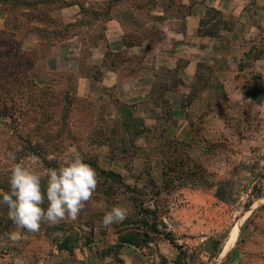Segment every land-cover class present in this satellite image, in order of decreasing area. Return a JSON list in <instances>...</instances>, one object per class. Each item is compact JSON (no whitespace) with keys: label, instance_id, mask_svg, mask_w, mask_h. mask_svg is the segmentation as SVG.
I'll return each instance as SVG.
<instances>
[{"label":"rangeland","instance_id":"374dc122","mask_svg":"<svg viewBox=\"0 0 264 264\" xmlns=\"http://www.w3.org/2000/svg\"><path fill=\"white\" fill-rule=\"evenodd\" d=\"M25 1L0 3V187L10 190V153L43 173L73 149L98 186L75 222L36 233L17 229L4 205L0 264H264V0H224L240 10L230 17L209 7L221 14L210 13L204 30L227 44L206 54L181 48L199 61L177 111L164 89L183 84L185 58L172 75L161 70L146 96L122 78L103 80L105 69L152 67L157 32L146 23L164 4L185 12L182 0H114V12L101 0ZM73 4L78 13L64 14ZM120 38L148 40V63L121 52ZM154 106L155 121L132 116L134 107L152 117ZM114 205L129 214L104 228ZM129 231L147 233L142 246L118 245Z\"/></svg>","mask_w":264,"mask_h":264},{"label":"crops","instance_id":"0c3cea01","mask_svg":"<svg viewBox=\"0 0 264 264\" xmlns=\"http://www.w3.org/2000/svg\"><path fill=\"white\" fill-rule=\"evenodd\" d=\"M101 1H103L102 3L107 7V9H110L111 12L116 11L115 8H111L113 7V5L110 3L114 0ZM181 3L184 5L186 4L187 6L185 12H180L179 9L175 11H167L164 4V6H161V8L159 7L156 13H154L156 14V16H158V19L146 23L147 27H151L155 32H157V39L153 45H150L149 41L146 39H140L138 41H125L124 38L119 39L120 42L118 43V45L121 48L119 50H123L121 52H124V54L132 57L144 59L145 64L148 63L147 60L149 58V55H145L144 49H146L147 46L150 45L152 67L148 68L143 66L139 69L123 68L122 70L105 69L103 80L104 85H107L108 87L114 86L115 84H119L117 79L122 78L120 84L130 85V87L133 88V90H130L132 94L134 92H143L146 96L152 90H154L157 82L159 84L161 70H165L169 75H172L173 72L176 71L177 67L179 68L181 59L185 58L187 60L186 65L183 66L181 71L178 69L179 73H181L183 84L179 83L175 85L177 92L173 91L169 93L166 87L164 89V91L168 93V98H171L170 103L173 105L174 111H177L176 109L181 108L182 96L179 95L178 97L177 94L179 92H183V90L187 92L186 89H188V85L196 75L197 63L199 61V59H194V56H192L191 58H189L190 56L186 58L183 55L185 51L181 50V48L189 46L198 47L199 49H203L204 54H206V52L215 51L216 46L226 45L228 40L226 37H209L199 34L198 30L200 28L201 21L205 19V15L209 7H214L221 10L222 14L227 17H230L232 14L239 13L240 11H233L234 8H232L231 6L227 7L224 0H182ZM166 7L170 8V6ZM78 9L79 6L77 4H73L69 6V8L63 9V12L64 14L72 11L78 13ZM120 10L125 11L129 9L125 7ZM131 10H134L135 12L139 11V9H137L136 6L133 5L131 6ZM79 16V14L76 15V17ZM116 20L117 19L114 17H109L108 22L110 24H116ZM111 42V40L108 41L109 44H111ZM119 50H115L114 52L118 53L120 52ZM172 94L174 95L172 96ZM136 109L137 108L133 107L134 111L132 113V116L141 117L144 122L151 121V118H154L153 121H155L156 117L158 118L159 108L156 106H154V110L149 109L153 113L152 117H150L149 114L145 112V109H143L141 113ZM184 122L186 121L183 120V117L179 116L177 124H184ZM180 133L181 131H179L177 134L178 138H181ZM0 192H3L1 187ZM3 207L4 204L2 203V197H0V213ZM13 235H15L16 238L13 239L11 237L12 241L19 238L20 231L19 234L17 231Z\"/></svg>","mask_w":264,"mask_h":264},{"label":"clouds","instance_id":"9594fccd","mask_svg":"<svg viewBox=\"0 0 264 264\" xmlns=\"http://www.w3.org/2000/svg\"><path fill=\"white\" fill-rule=\"evenodd\" d=\"M9 159L13 161L8 176L10 190L0 192V197L17 229L36 233L44 223L75 222L98 186L95 169L75 149L63 156L57 167L43 173L30 164L16 162L11 153ZM128 214L127 207L114 205L103 215L101 226L121 223Z\"/></svg>","mask_w":264,"mask_h":264},{"label":"trees","instance_id":"16d2710c","mask_svg":"<svg viewBox=\"0 0 264 264\" xmlns=\"http://www.w3.org/2000/svg\"><path fill=\"white\" fill-rule=\"evenodd\" d=\"M10 0H0V3L1 4H5L6 2H9ZM22 2L23 4H30L28 1H25V0H15V3L18 4ZM16 4H14L13 6L15 7ZM212 12H215L217 13L218 15H220L221 13L219 11H217L216 9H212V8H208L207 9V12H206V15H205V19H203L201 21V24H200V28L198 30V32L201 34V35H204V36H210V37H217L218 35L215 34L214 32H207L206 30H204V26L206 25V22L205 20H208L210 18V13ZM223 23L224 26L222 27V29H225V30H229L230 26H227V21H220L219 23ZM219 25V24H218ZM2 54L0 52V58H1ZM108 174H110V176L112 177H115L117 178L118 180L121 179V177L113 172H109ZM151 229L154 231V232H158V229H157V226L156 225H151ZM147 233H141L140 231L139 232H135V231H129V233H126V234H123L119 240H118V245L119 246H124V245H127V246H132V247H135V248H138L140 246H142V242L143 240L141 239L142 237H147ZM59 248L61 249H66L68 251L69 250V247L67 246H59ZM218 253V252H217ZM216 253V254H217ZM216 256V255H215Z\"/></svg>","mask_w":264,"mask_h":264},{"label":"bare ground","instance_id":"6f19581e","mask_svg":"<svg viewBox=\"0 0 264 264\" xmlns=\"http://www.w3.org/2000/svg\"><path fill=\"white\" fill-rule=\"evenodd\" d=\"M237 229H238V227L237 226H234L232 228V230L230 231L229 236H228V239H227V242H226V244L224 246L223 253H227V251L229 250V246H230L231 242L233 241V239L235 238V235L237 233Z\"/></svg>","mask_w":264,"mask_h":264}]
</instances>
